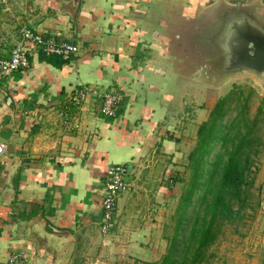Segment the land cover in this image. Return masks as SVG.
Listing matches in <instances>:
<instances>
[{
    "label": "crops",
    "instance_id": "1",
    "mask_svg": "<svg viewBox=\"0 0 264 264\" xmlns=\"http://www.w3.org/2000/svg\"><path fill=\"white\" fill-rule=\"evenodd\" d=\"M202 2L80 0L76 6L73 0H14L0 5V51L9 56L21 45L31 62L29 69L0 78V264L14 251L27 252L30 264H66L82 242L112 245L101 227L108 169L126 166L131 180L144 162L188 163L190 152L182 149L184 140L173 124L183 108L189 115L193 87L187 75L173 73L176 56L168 47H175L178 25L200 11ZM24 26L77 44L79 54L67 62L45 55L23 40ZM87 85L123 95L116 118L101 116L95 99L83 106L71 103L73 91ZM191 93L193 98L202 92ZM214 101L198 115L208 116ZM257 163L255 185L264 199V157ZM164 172L159 165L156 176L165 181L157 194L166 201L174 198L176 182ZM163 216L151 212L143 229L134 222L129 237L144 249L130 246L132 264L164 257L154 246Z\"/></svg>",
    "mask_w": 264,
    "mask_h": 264
},
{
    "label": "rangeland",
    "instance_id": "2",
    "mask_svg": "<svg viewBox=\"0 0 264 264\" xmlns=\"http://www.w3.org/2000/svg\"><path fill=\"white\" fill-rule=\"evenodd\" d=\"M7 2L9 1L0 0V5L6 6ZM258 4L259 9L264 12V0H258ZM182 68L191 73L194 71L190 75L194 78V83L189 87L191 89L193 87L191 91L193 95L202 92L198 97L195 95L193 98H190L192 94L190 92L187 99V104L190 106L189 115L186 116V110L183 108V112L180 111L177 114L180 117L178 122L176 125L173 124V130H176L177 136L184 140L182 149L185 150L187 146L189 155L197 147L200 126L210 119V114L217 103L220 100H226L225 116L219 120V137L212 143L210 152L204 160L199 185L190 196V207L184 211L185 198L193 185V169L189 165V160L187 164L177 162L175 167L173 162L169 165L168 159L165 158L155 165L144 162L141 171L136 172L131 180L127 179L126 193L123 192L126 196L122 193L120 197L123 201L119 200L115 225L108 233L113 240L112 245L103 244V242H82L75 247L72 258L66 264H132L130 253L127 252L130 251V246L144 248L137 239L130 238L129 234L135 230L133 227L136 220L138 221L136 224L142 225V229L145 228L143 221L149 219L151 212L164 215L161 219L162 227L156 230L155 235L160 242L154 245L155 248L164 252L162 253L164 257L159 262L151 264H264V208L262 206L264 199L259 187L255 184L251 189L254 197L249 200L250 206L241 212L238 211V206H235L233 210L236 214H233L231 220L222 219L219 216L214 224L218 233L216 241L206 250L202 262H193L198 251L201 231L209 226L211 220L214 191L228 160V150L232 148L235 135L251 127L262 139L260 148L262 153L258 161L264 157V91L261 81L252 75L243 74L227 80L219 87L213 85L209 88L206 84V75L199 72L198 68L191 63L184 67L173 65V73ZM196 86L203 91L197 90ZM214 97L213 105L216 104L208 116L198 115L197 110L199 111L201 107L205 109V104ZM218 97L220 99L217 101ZM191 121L194 123H190ZM159 165H163L165 169V178L172 177L176 182L174 186L176 193L173 199L165 201L157 194L163 180L165 181L163 177L156 176ZM257 165L256 162V169ZM148 171H153V175H146ZM175 171H177V177H174ZM170 254L171 257H169Z\"/></svg>",
    "mask_w": 264,
    "mask_h": 264
},
{
    "label": "water",
    "instance_id": "3",
    "mask_svg": "<svg viewBox=\"0 0 264 264\" xmlns=\"http://www.w3.org/2000/svg\"><path fill=\"white\" fill-rule=\"evenodd\" d=\"M79 2L73 0L76 6ZM198 10L178 25L176 45L168 47L176 65L193 64L206 75L209 88L249 74L264 91V12L258 0H203ZM178 71L194 83V71Z\"/></svg>",
    "mask_w": 264,
    "mask_h": 264
},
{
    "label": "trees",
    "instance_id": "4",
    "mask_svg": "<svg viewBox=\"0 0 264 264\" xmlns=\"http://www.w3.org/2000/svg\"><path fill=\"white\" fill-rule=\"evenodd\" d=\"M225 103L226 100H220L211 112L210 119L199 128L197 147L188 157L189 165L193 169V185L188 190L185 198L184 211L191 205L190 196L199 185L204 160L210 152V147L219 137V120L225 116ZM261 140L260 136L251 127L245 132L239 131L235 135L232 148L228 150V160L214 191L209 226L201 231L198 251L196 258L193 260L194 263L202 262L206 250L216 241L218 233L214 228V224L218 217L221 216L222 219L231 220L233 214H236L233 210L235 206H238L239 212L250 206L249 200L254 197L251 189L255 184V165L262 153V149H260ZM169 257H171V254Z\"/></svg>",
    "mask_w": 264,
    "mask_h": 264
},
{
    "label": "built area",
    "instance_id": "5",
    "mask_svg": "<svg viewBox=\"0 0 264 264\" xmlns=\"http://www.w3.org/2000/svg\"><path fill=\"white\" fill-rule=\"evenodd\" d=\"M14 1V0H8ZM24 41L40 48L47 56H58L64 61H70L79 54L80 48L77 44L62 41L40 34L29 29L27 26L20 30ZM28 51L21 45L16 46L5 56L0 51V78L9 76L15 72L30 68ZM95 99L98 102V110L101 116L114 119L121 106L123 95L113 91H102L97 87L82 86L73 91L70 101L75 106H83L85 103ZM4 153L3 145L0 144V156ZM127 183V167L115 165L110 167L106 175V194L103 198V223L102 233L107 235L114 228L119 196L125 192ZM7 264H30V256L25 251H14Z\"/></svg>",
    "mask_w": 264,
    "mask_h": 264
}]
</instances>
